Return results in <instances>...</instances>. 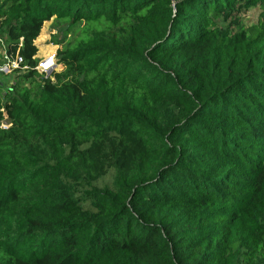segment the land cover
Listing matches in <instances>:
<instances>
[{
	"label": "trees",
	"instance_id": "trees-1",
	"mask_svg": "<svg viewBox=\"0 0 264 264\" xmlns=\"http://www.w3.org/2000/svg\"><path fill=\"white\" fill-rule=\"evenodd\" d=\"M4 52L0 264H264V0H0Z\"/></svg>",
	"mask_w": 264,
	"mask_h": 264
},
{
	"label": "rangeland",
	"instance_id": "rangeland-1",
	"mask_svg": "<svg viewBox=\"0 0 264 264\" xmlns=\"http://www.w3.org/2000/svg\"><path fill=\"white\" fill-rule=\"evenodd\" d=\"M255 19V11L249 10L246 13V16H244L243 20L244 23L250 24L254 22ZM62 29L63 27L60 26L57 20L54 18H51L43 23L42 28L34 41L35 45L37 46V53L35 56L38 59L48 55L49 53H52L57 47L60 46L58 42L62 39ZM60 68L61 66L59 65L58 70ZM10 81L11 77L9 75H0V84H2L4 87L9 86ZM110 175L111 173H108L104 177L98 179L96 184L102 185L105 182H109Z\"/></svg>",
	"mask_w": 264,
	"mask_h": 264
},
{
	"label": "built area",
	"instance_id": "built-area-1",
	"mask_svg": "<svg viewBox=\"0 0 264 264\" xmlns=\"http://www.w3.org/2000/svg\"><path fill=\"white\" fill-rule=\"evenodd\" d=\"M4 62L0 65V75H9L14 68L18 67L21 57L16 54L14 57L3 54ZM59 64L56 63L54 51L40 58L37 62L36 69L44 76H49L53 71L58 69Z\"/></svg>",
	"mask_w": 264,
	"mask_h": 264
}]
</instances>
